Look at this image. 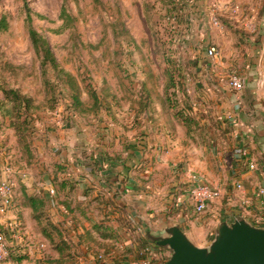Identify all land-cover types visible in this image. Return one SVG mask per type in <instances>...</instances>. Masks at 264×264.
Returning <instances> with one entry per match:
<instances>
[{"label":"crops","instance_id":"obj_1","mask_svg":"<svg viewBox=\"0 0 264 264\" xmlns=\"http://www.w3.org/2000/svg\"><path fill=\"white\" fill-rule=\"evenodd\" d=\"M219 30L214 28L216 37ZM218 48L217 59L201 60L204 76L216 79L215 91L208 88L216 103L207 109L200 105L197 131L188 133L175 117L162 86L158 102L140 108L131 100L119 119L116 112L91 123L76 116L77 123L60 125L56 136L31 139L34 155L24 151L13 128L11 150L0 135V179L10 165L15 192L4 221L23 226L19 239L7 233L9 254L1 264H133L143 244H157L145 226L159 231L179 224L196 245L206 246L222 220L218 210L227 220L242 215L264 228V42L246 59L238 58L239 65L246 62L239 92L228 86L235 73L232 54L223 61L227 47ZM191 92L200 95L196 87ZM19 162L30 168L19 169ZM250 162L257 169H250ZM197 179L222 189L201 219L194 217L186 195ZM167 219L173 222L164 224ZM50 228L66 241L71 260L65 261L64 250L46 236ZM87 237L97 245L85 243Z\"/></svg>","mask_w":264,"mask_h":264},{"label":"rangeland","instance_id":"obj_2","mask_svg":"<svg viewBox=\"0 0 264 264\" xmlns=\"http://www.w3.org/2000/svg\"><path fill=\"white\" fill-rule=\"evenodd\" d=\"M214 8L220 23L217 27L210 22ZM3 19L0 99L4 97L2 87L30 98L24 132L32 140L44 134L56 136L57 128L75 123L76 116L91 123L116 112L114 117L119 119L131 100L139 102L140 108L150 106L159 101L158 91L165 87L169 73L176 85L171 88L170 103L164 93L165 103L170 109L174 105L185 111L196 124L200 105L206 108L216 103L208 89L215 91L212 84L216 79L205 77L200 67L208 47L223 43L228 52L223 53V61L232 54L230 70L239 74L246 62L239 65L238 58L246 59L252 47L264 42V0H0V21ZM28 24L45 37L64 72L53 69L49 60L45 70L42 68V55L32 44ZM214 28L220 29L219 37ZM90 86L98 94V107H91ZM194 87L200 95L191 92ZM76 91L82 101L77 109L71 106ZM6 105L0 102V135L11 150L16 140L6 107L12 104ZM19 165L22 170L30 168ZM17 166L14 163V169ZM205 213L194 217L201 219ZM225 214L218 210L217 217L223 219ZM167 222L173 221L167 219L164 224ZM84 242L97 245L90 237ZM162 248L163 257L157 262L165 264L171 250ZM65 252V261L71 260L73 255Z\"/></svg>","mask_w":264,"mask_h":264},{"label":"water","instance_id":"obj_3","mask_svg":"<svg viewBox=\"0 0 264 264\" xmlns=\"http://www.w3.org/2000/svg\"><path fill=\"white\" fill-rule=\"evenodd\" d=\"M0 229H4L1 223ZM145 230L152 241L171 250L165 264H264V228L242 215L223 218L206 246L196 245L179 224L159 231L145 226Z\"/></svg>","mask_w":264,"mask_h":264},{"label":"built area","instance_id":"obj_4","mask_svg":"<svg viewBox=\"0 0 264 264\" xmlns=\"http://www.w3.org/2000/svg\"><path fill=\"white\" fill-rule=\"evenodd\" d=\"M210 22L216 27L220 25L215 8L210 11ZM219 55L220 50L216 45L208 47L206 56L211 61L217 59ZM228 83L231 89L235 91H241L244 88V80L242 76L237 73L230 74ZM249 168L252 170L257 169V164L255 162H250ZM11 171L10 165H7L5 167V178L0 179V223L4 225V229H0V264L9 254L7 233L11 232L13 237L18 239L22 236L21 231L23 226L19 221H4L13 207L15 195ZM237 187L242 188V184L238 183ZM186 192L189 203L193 205L195 213L198 214L205 213L210 205L222 195L220 186L200 179L190 183V186L186 188ZM260 194H264V187L260 189ZM40 247H44V244L42 243ZM162 249L160 245L153 242L145 243L139 251V258L135 260L133 264H162L161 262H157L158 259L163 257ZM95 259L103 261L104 258L103 255H97Z\"/></svg>","mask_w":264,"mask_h":264},{"label":"trees","instance_id":"obj_5","mask_svg":"<svg viewBox=\"0 0 264 264\" xmlns=\"http://www.w3.org/2000/svg\"><path fill=\"white\" fill-rule=\"evenodd\" d=\"M5 19H3L2 21H0V24H4L5 23ZM27 21L30 23L31 22V16L28 15ZM29 25V35H30V39L32 41V44L34 46V48L36 49V51H38V53H40L42 55V68L44 69L45 64L47 63V60L50 61V63L52 64L53 69H55L56 71H63L62 68H60V65L57 61V58L55 57L50 45L48 44L47 40L45 39V37L43 35H41L36 29H34L30 24ZM45 70V69H44ZM43 70V71H44ZM168 73V71H167ZM68 75V77L70 78L71 81H74V77L68 73H66ZM168 76V82L166 83L165 87H164V93L166 95V101L168 103H170V92H171V88H174L176 85V81L174 79V76L172 74H167ZM74 88H77V86L75 84H73ZM2 93H3V99H0V102L2 105L7 106V103L12 104L11 107H6V113L10 114V126L14 129L15 134L18 138V142L21 144L22 148H24V151L27 153H30L31 151V139H27V135H25V127L27 126L26 124L28 123V118H29V110H30V98L26 97L24 95H21V93L13 88H4L2 87ZM89 93L90 95L93 97L94 102L91 105V107H98L99 105V97L97 92L95 91V89H93L91 86L89 88ZM73 101L71 103V106H74L76 109L79 107V105H82V101L80 98L79 93L76 91L75 93H73L72 95ZM171 108L173 110H176V108L174 107V105H171ZM4 111V110H3ZM4 112V114H6ZM6 114V115H7ZM175 117L180 120L186 127L188 130V133L192 131L193 125H194V120L189 117L188 114L185 113V111L182 110H176L174 112ZM21 119H23L22 121H20ZM34 216L36 217L37 214L34 213ZM102 232V231H100ZM54 234V237L52 236ZM49 238V240L51 241L52 244H54V246L56 247H61L62 250H64V252L61 254L62 258L65 257L66 255H68V253L66 254V248H68V245L66 243V241L62 240L56 233V231L54 229L50 228V232L46 233ZM52 234V235H51ZM108 236V235H105ZM56 238H59V241H57ZM66 254V255H65ZM70 254H72L70 252ZM73 255V254H72ZM71 255V256H72ZM70 256V257H71ZM69 257V258H70ZM73 258V257H72Z\"/></svg>","mask_w":264,"mask_h":264}]
</instances>
